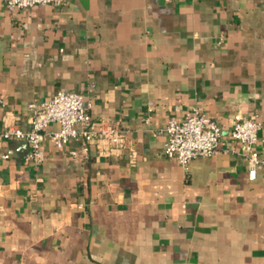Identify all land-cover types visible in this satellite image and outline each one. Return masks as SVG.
<instances>
[{
    "label": "crops",
    "instance_id": "1",
    "mask_svg": "<svg viewBox=\"0 0 264 264\" xmlns=\"http://www.w3.org/2000/svg\"><path fill=\"white\" fill-rule=\"evenodd\" d=\"M61 92L82 95L97 126L119 123L124 148L86 157L82 141L48 139L34 167L21 142H0V264H264V169L251 180L231 138L235 116L256 118L264 158V0L14 13L0 0V129L30 130L29 106ZM192 110L223 136L186 171L155 132Z\"/></svg>",
    "mask_w": 264,
    "mask_h": 264
},
{
    "label": "built area",
    "instance_id": "2",
    "mask_svg": "<svg viewBox=\"0 0 264 264\" xmlns=\"http://www.w3.org/2000/svg\"><path fill=\"white\" fill-rule=\"evenodd\" d=\"M70 0H3L7 10L14 13L37 6H53L63 8ZM91 106H89L90 108ZM85 105L84 97L72 92H61L47 102L31 104L30 125L28 131L17 126H6L0 129V142H27L28 154L25 164L41 166L46 159L43 145L51 140L54 147L62 150L73 142L82 141V152L88 156L89 148L96 144L102 156H110L123 150L125 132L120 124L103 122L97 126ZM149 123V120H146ZM56 130L49 131L51 126ZM262 124L256 118L237 115L234 118L231 132L232 141L239 145L240 153L249 162V178L255 180L257 171L264 168V158L258 152ZM155 135L166 136L164 155L175 160L186 171L190 170L197 158H211L218 152L223 136L219 124L212 118L192 110L182 121L172 118L165 129L155 132ZM71 156H77L76 150L70 151ZM131 155L135 156L134 150Z\"/></svg>",
    "mask_w": 264,
    "mask_h": 264
},
{
    "label": "water",
    "instance_id": "3",
    "mask_svg": "<svg viewBox=\"0 0 264 264\" xmlns=\"http://www.w3.org/2000/svg\"><path fill=\"white\" fill-rule=\"evenodd\" d=\"M21 146H26V148H29V145H28V143H27V142H25V141L21 142ZM260 169H261V168H260ZM262 169H264V168H262Z\"/></svg>",
    "mask_w": 264,
    "mask_h": 264
}]
</instances>
